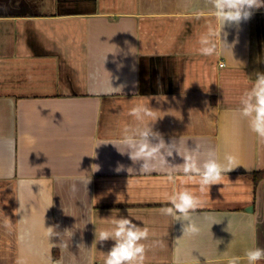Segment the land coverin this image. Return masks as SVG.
<instances>
[{
	"label": "crops",
	"instance_id": "crops-1",
	"mask_svg": "<svg viewBox=\"0 0 264 264\" xmlns=\"http://www.w3.org/2000/svg\"><path fill=\"white\" fill-rule=\"evenodd\" d=\"M208 7L0 0V264H104L114 241L96 242L95 232L111 217L149 229L143 264H248L245 253L264 248V142L239 111L264 74V8L225 26L231 52ZM209 26L212 57L198 51ZM137 104L158 117L151 126L166 142L222 162L231 155L234 170L203 192L199 177L139 173L113 146L136 125ZM181 186L202 202L191 213L195 235L164 212Z\"/></svg>",
	"mask_w": 264,
	"mask_h": 264
},
{
	"label": "clouds",
	"instance_id": "clouds-1",
	"mask_svg": "<svg viewBox=\"0 0 264 264\" xmlns=\"http://www.w3.org/2000/svg\"><path fill=\"white\" fill-rule=\"evenodd\" d=\"M208 10L214 13V21L220 25V38L224 46L232 52V45L226 42L227 33L223 31L226 25L239 24L249 19L254 10L264 8V0H205ZM218 32L214 26H209L198 39V51L201 55L212 57L218 51ZM240 114L248 122L251 131L264 142V74L257 73V78L245 90L240 98ZM129 115L137 122L135 126L126 128L118 144H113L121 155H127L133 164L140 163L139 173L153 171L164 172L171 176L183 173L189 177H199L200 191L222 180V174L234 170L235 159L227 155L222 162L215 152L208 151L201 154L198 149H189L175 140L166 142L163 136L154 131L151 126L158 117L144 105H135L129 110ZM151 118V123L146 120ZM178 155L182 162L170 163L168 158L175 159ZM95 170L97 166H95ZM125 166L117 165L115 171H124ZM126 171L136 172L133 167ZM170 207L164 209L165 214L175 216L182 222L183 236L195 235L200 232L191 213L202 207L200 197L189 187L181 186L167 197ZM120 202V201H118ZM111 227L104 230L96 229V242L114 241L111 249L105 254L104 264H143L145 259V245L141 241L149 237L147 227L138 226L129 218H109ZM51 229V228H50ZM66 234L72 235L71 231ZM182 236V237H183ZM248 264H258L264 261V248L249 249L246 253ZM238 257H232L229 264H238Z\"/></svg>",
	"mask_w": 264,
	"mask_h": 264
},
{
	"label": "trees",
	"instance_id": "trees-1",
	"mask_svg": "<svg viewBox=\"0 0 264 264\" xmlns=\"http://www.w3.org/2000/svg\"><path fill=\"white\" fill-rule=\"evenodd\" d=\"M261 176H262V173H255V175H254V181H255V183L261 178Z\"/></svg>",
	"mask_w": 264,
	"mask_h": 264
}]
</instances>
